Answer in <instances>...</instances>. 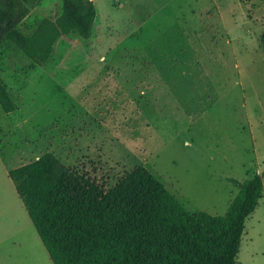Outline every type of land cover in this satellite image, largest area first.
Returning a JSON list of instances; mask_svg holds the SVG:
<instances>
[{
	"label": "rangeland",
	"instance_id": "374dc122",
	"mask_svg": "<svg viewBox=\"0 0 264 264\" xmlns=\"http://www.w3.org/2000/svg\"><path fill=\"white\" fill-rule=\"evenodd\" d=\"M92 35L60 37L44 67L12 43L0 76V264H52L8 171L53 153L105 190L143 165L189 211L225 214L238 189L264 185V0H92ZM42 0L20 30L55 22ZM236 264H264V191Z\"/></svg>",
	"mask_w": 264,
	"mask_h": 264
},
{
	"label": "trees",
	"instance_id": "16d2710c",
	"mask_svg": "<svg viewBox=\"0 0 264 264\" xmlns=\"http://www.w3.org/2000/svg\"><path fill=\"white\" fill-rule=\"evenodd\" d=\"M42 0H0V52L12 43L44 67L57 40L92 35V0H62L55 22L31 36L20 30ZM248 1V0H242ZM264 49V33L259 37ZM0 108L17 111L0 76ZM15 192L52 264H236L246 219L262 198V176L231 182L238 191L222 216L189 211L143 165L105 190L53 153L8 171Z\"/></svg>",
	"mask_w": 264,
	"mask_h": 264
},
{
	"label": "crops",
	"instance_id": "0c3cea01",
	"mask_svg": "<svg viewBox=\"0 0 264 264\" xmlns=\"http://www.w3.org/2000/svg\"><path fill=\"white\" fill-rule=\"evenodd\" d=\"M93 2V1H92ZM227 211V210H226ZM226 213V212H225Z\"/></svg>",
	"mask_w": 264,
	"mask_h": 264
}]
</instances>
